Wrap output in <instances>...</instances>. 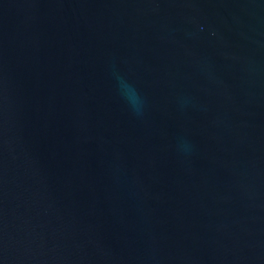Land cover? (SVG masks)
<instances>
[{"label": "water", "instance_id": "obj_1", "mask_svg": "<svg viewBox=\"0 0 264 264\" xmlns=\"http://www.w3.org/2000/svg\"><path fill=\"white\" fill-rule=\"evenodd\" d=\"M0 264H264V0H0Z\"/></svg>", "mask_w": 264, "mask_h": 264}]
</instances>
